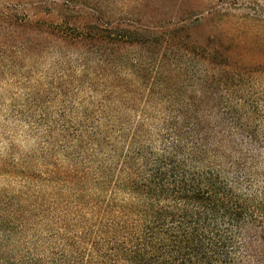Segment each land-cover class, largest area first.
Returning a JSON list of instances; mask_svg holds the SVG:
<instances>
[{"label": "trees", "instance_id": "trees-1", "mask_svg": "<svg viewBox=\"0 0 264 264\" xmlns=\"http://www.w3.org/2000/svg\"><path fill=\"white\" fill-rule=\"evenodd\" d=\"M81 1L0 12L20 50L72 49L98 98L83 169L41 173L66 195L52 226L31 243L0 217V264H264V63L218 42L215 0Z\"/></svg>", "mask_w": 264, "mask_h": 264}, {"label": "rangeland", "instance_id": "rangeland-1", "mask_svg": "<svg viewBox=\"0 0 264 264\" xmlns=\"http://www.w3.org/2000/svg\"><path fill=\"white\" fill-rule=\"evenodd\" d=\"M57 4L63 0H0V12L15 9L20 19L37 13L49 19L61 12ZM215 8L207 24L218 42L246 63L263 64L264 0H215ZM20 31L19 37L0 32V217H25L26 242L32 243V237L46 235L49 219L59 212L54 205L60 207L66 197L43 182L41 173L83 169L86 151L80 153L74 137L85 133L80 129L98 98L88 83L96 80L84 76L72 49L42 45L20 50L16 45L35 40Z\"/></svg>", "mask_w": 264, "mask_h": 264}]
</instances>
